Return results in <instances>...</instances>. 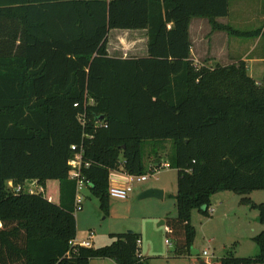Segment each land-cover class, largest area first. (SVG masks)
<instances>
[{
  "label": "trees",
  "instance_id": "16d2710c",
  "mask_svg": "<svg viewBox=\"0 0 264 264\" xmlns=\"http://www.w3.org/2000/svg\"><path fill=\"white\" fill-rule=\"evenodd\" d=\"M230 7L231 0H0V264H147L133 232L100 249L72 244L73 146L83 148L88 190L108 212L111 172L146 176V143L156 145L149 158L160 168L158 151L172 142L166 164L179 172L178 216L165 224L180 255L193 250L192 211L209 217L218 193L245 196L241 203L264 224V203L248 198L264 191V78H252L243 60L215 67L191 60L195 17L213 31L264 39V26L218 23ZM114 29H147L149 56L111 57ZM29 181L43 191L8 186ZM254 241L257 256L229 251L214 264H264V230Z\"/></svg>",
  "mask_w": 264,
  "mask_h": 264
},
{
  "label": "rangeland",
  "instance_id": "374dc122",
  "mask_svg": "<svg viewBox=\"0 0 264 264\" xmlns=\"http://www.w3.org/2000/svg\"><path fill=\"white\" fill-rule=\"evenodd\" d=\"M228 19L235 29L241 31H253L263 27L264 0H231ZM225 35L229 37L231 55H235L234 62L245 53H252L248 56L249 60L264 58L263 38L258 40L257 37H237L228 33ZM236 44L242 47L238 45L236 49ZM227 53L224 57L230 55ZM236 63L238 62L234 64ZM250 64L252 70L249 74L258 83H262L264 62L255 61ZM153 146L156 147L153 142H148L144 146V155L146 161L148 160L149 168L148 180L143 183L135 182L134 191L127 200L110 198L109 210L106 212L102 209L99 198L92 195L88 189L83 191L82 209L75 213L78 240L84 241L93 235V248L100 249L112 245L116 235L133 232L141 239L140 256L147 260V264H200L201 261L207 260L206 257L212 259L211 263H216L229 251L241 258L257 256L259 250L254 238L264 230V224L259 220L258 210L241 203L245 196L234 192L214 195L211 203L214 212H210L209 217L198 209L192 211V226L196 231L193 249L199 251L200 256L192 253L190 256L187 253L179 254L176 242L167 235L166 224H162V222L166 223L167 218L178 216L175 197L178 193L179 172L175 168L164 167L166 163H172L175 152L172 142L166 143L164 150L158 151L163 166L156 168L152 165L154 158H149ZM124 181L125 183L129 181L127 174L119 171L111 172L110 185ZM8 186L11 188L10 184ZM49 187V190L54 189L52 182ZM16 188L13 185L11 189L14 191ZM22 188L25 192H29L30 189L34 193L41 192L35 181L26 182ZM149 189L162 190L165 197L139 200L141 193ZM49 193L47 192L46 195ZM248 198L257 204L264 203V191H255ZM204 252L207 256H203ZM90 264L118 263L110 258H93Z\"/></svg>",
  "mask_w": 264,
  "mask_h": 264
},
{
  "label": "crops",
  "instance_id": "0c3cea01",
  "mask_svg": "<svg viewBox=\"0 0 264 264\" xmlns=\"http://www.w3.org/2000/svg\"><path fill=\"white\" fill-rule=\"evenodd\" d=\"M153 3L154 4L152 7L150 5L148 6L149 9L153 10L155 7H157V4L155 2ZM161 3H162V7H164L165 2H161ZM228 18L229 17L219 18L217 19V22L223 25H231L229 21L230 19ZM171 27H172V23L169 24L168 28L170 29ZM189 33H190V41L192 43L191 60L197 66L198 64L203 66L207 65L211 67H215L217 64L228 66L234 64L235 62L243 60L247 63V68L249 73L252 70V65L250 63L255 61L264 62V58L258 60L254 58L252 60H249L248 56H250L252 53H245L243 56H240V58L236 59V61L234 62L233 58H235L234 57L235 55L233 56L231 55L229 37L225 35L226 32L213 31L210 21L208 19L197 18V17L193 18L190 22ZM108 39H109L108 52L111 57L119 58V59H129V58H147L149 56V49H148L149 37H148L147 29H139V30L114 29L111 30ZM257 39L258 40L262 39V37L259 36L257 37ZM238 45L240 46V48L242 47L240 44H236V49L237 47H239ZM227 52L230 53V55ZM226 53L228 54V56L224 57L225 56L224 54ZM119 172H123V171H119ZM126 181H124V183L116 182V184L113 186H124L127 184L125 183ZM197 256L198 257L200 256L199 251ZM206 259L207 260L205 261L203 260L206 264H214L211 263L212 259L207 257Z\"/></svg>",
  "mask_w": 264,
  "mask_h": 264
},
{
  "label": "built area",
  "instance_id": "2783aa9c",
  "mask_svg": "<svg viewBox=\"0 0 264 264\" xmlns=\"http://www.w3.org/2000/svg\"><path fill=\"white\" fill-rule=\"evenodd\" d=\"M197 66V65H196ZM199 66V64H198ZM72 150L74 152H76L75 157L69 162V166H70V178L72 180H75L77 182V196H76V206H77V211H80L82 209V205H83V201H84V197L82 195L83 191L88 189L89 186V182L88 180H86L85 177H83L82 174V169L84 167L88 168L90 166L89 163H84L83 161V148H81L80 152H78V147L77 146H73ZM164 167L166 168H170L169 164H165ZM129 177V181L126 185L124 186H110V190H109V194L111 198H115V199H119V200H127L131 194L133 193L134 189V184L135 182L138 183H143L146 182L148 180V176H130ZM35 183H37L35 181ZM10 187L13 188V183L10 182ZM41 190V192L43 191L42 188H39ZM14 191L16 193H20L21 191H23L22 187H18L16 189H14ZM29 193L31 194H35L34 191L32 189L29 190ZM213 212V209L210 208L209 213ZM93 235H91L90 237H88L86 240L84 241H79V240H75L73 241V245L74 246H79V247H84V248H92L93 247ZM168 242V241H167ZM141 243V241H139V244ZM204 256H207V253L204 252Z\"/></svg>",
  "mask_w": 264,
  "mask_h": 264
},
{
  "label": "water",
  "instance_id": "95a60500",
  "mask_svg": "<svg viewBox=\"0 0 264 264\" xmlns=\"http://www.w3.org/2000/svg\"><path fill=\"white\" fill-rule=\"evenodd\" d=\"M165 197L164 191L158 190V189H149L141 193V195L138 197L139 200L147 199V198H158L163 199ZM162 224H165V222H162ZM192 254L197 256L198 251L192 250ZM200 264H206L204 261H201Z\"/></svg>",
  "mask_w": 264,
  "mask_h": 264
}]
</instances>
